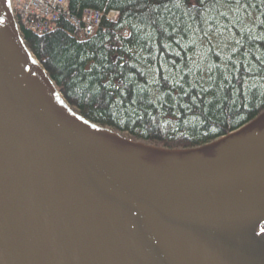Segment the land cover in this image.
I'll return each mask as SVG.
<instances>
[{"label":"water","instance_id":"obj_1","mask_svg":"<svg viewBox=\"0 0 264 264\" xmlns=\"http://www.w3.org/2000/svg\"><path fill=\"white\" fill-rule=\"evenodd\" d=\"M261 221L264 111L197 147L126 137L69 105L0 0V264H207L212 229Z\"/></svg>","mask_w":264,"mask_h":264},{"label":"trees","instance_id":"obj_2","mask_svg":"<svg viewBox=\"0 0 264 264\" xmlns=\"http://www.w3.org/2000/svg\"><path fill=\"white\" fill-rule=\"evenodd\" d=\"M68 6L76 15L85 7L119 14L82 39L66 16L44 34L22 29V38L89 121L148 144L191 148L264 111V0H68Z\"/></svg>","mask_w":264,"mask_h":264},{"label":"built area","instance_id":"obj_3","mask_svg":"<svg viewBox=\"0 0 264 264\" xmlns=\"http://www.w3.org/2000/svg\"><path fill=\"white\" fill-rule=\"evenodd\" d=\"M17 27L36 34H44L56 28L58 19L66 16L73 24L79 38L89 37L101 25L103 18L112 22L118 18V11L83 8L79 15L69 11L68 0H10ZM127 34V30L123 31Z\"/></svg>","mask_w":264,"mask_h":264},{"label":"flooded vegetation","instance_id":"obj_4","mask_svg":"<svg viewBox=\"0 0 264 264\" xmlns=\"http://www.w3.org/2000/svg\"><path fill=\"white\" fill-rule=\"evenodd\" d=\"M217 237L213 236V234L209 235L207 237V249L204 250V253H200L198 250H194L196 255L204 259L207 264H234V259H239L242 262L239 264H264V251L261 250L259 245L262 244H250L247 245H236L231 244L229 245L227 252L223 251V249L217 244ZM255 243L258 241L263 242L264 241V233L261 228V223L259 222V234L257 235L256 240H254ZM241 247H245L244 250H241ZM217 249H220L222 251L221 256L223 258V262L220 259V254ZM250 260V261H246ZM245 261V263H244ZM226 262V263H225Z\"/></svg>","mask_w":264,"mask_h":264},{"label":"rangeland","instance_id":"obj_5","mask_svg":"<svg viewBox=\"0 0 264 264\" xmlns=\"http://www.w3.org/2000/svg\"><path fill=\"white\" fill-rule=\"evenodd\" d=\"M205 232V230H204ZM200 234V232H197ZM213 236L217 237V244L223 249V251L227 252L229 245L236 244V245H247L250 244H262L259 245L262 251H264V241H258L255 243L257 235L259 234V222H250L245 224L233 225V226H225V227H217L212 229ZM196 235V232L192 235ZM190 240V236H187ZM200 237L201 234H200ZM201 240V239H199ZM228 246V247H227ZM241 250H244L245 247H241ZM247 262L250 260H246ZM234 264H239L242 261L239 259L233 260ZM245 263V261H244Z\"/></svg>","mask_w":264,"mask_h":264}]
</instances>
